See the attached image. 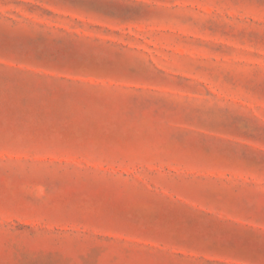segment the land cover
Wrapping results in <instances>:
<instances>
[{
    "label": "rangeland",
    "instance_id": "1",
    "mask_svg": "<svg viewBox=\"0 0 264 264\" xmlns=\"http://www.w3.org/2000/svg\"><path fill=\"white\" fill-rule=\"evenodd\" d=\"M0 264H264V0H0Z\"/></svg>",
    "mask_w": 264,
    "mask_h": 264
}]
</instances>
